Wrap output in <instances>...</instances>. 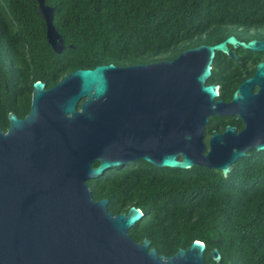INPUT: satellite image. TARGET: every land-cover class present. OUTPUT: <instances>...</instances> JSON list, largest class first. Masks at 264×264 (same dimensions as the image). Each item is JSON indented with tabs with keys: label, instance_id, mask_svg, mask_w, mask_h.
<instances>
[{
	"label": "water",
	"instance_id": "95a60500",
	"mask_svg": "<svg viewBox=\"0 0 264 264\" xmlns=\"http://www.w3.org/2000/svg\"><path fill=\"white\" fill-rule=\"evenodd\" d=\"M36 3L47 43L61 54L54 9ZM228 46L264 51V41L229 36L171 60L77 69L49 90L33 83L25 118L8 113V129L0 127V264H204L206 246L197 240L169 257L147 239L135 242L128 231L143 213L134 206L109 213L108 200L95 201L88 182L140 160L227 177L238 159L264 151V61L230 103L214 102L217 86L206 85L216 52L240 63ZM236 114L241 132L227 126L205 144L208 117ZM211 257L220 264L217 249Z\"/></svg>",
	"mask_w": 264,
	"mask_h": 264
},
{
	"label": "trees",
	"instance_id": "16d2710c",
	"mask_svg": "<svg viewBox=\"0 0 264 264\" xmlns=\"http://www.w3.org/2000/svg\"><path fill=\"white\" fill-rule=\"evenodd\" d=\"M5 3L24 43L0 47V75L29 72V89L41 74L52 85L77 69L152 64L229 36L252 40L264 31V0H45L65 45L55 54L36 0ZM3 50L12 68L2 60ZM225 62L239 67L218 54L215 74ZM88 186L95 201L108 200L113 215L140 209L143 218L128 233L138 243L147 239L159 256H172L197 240L206 246L204 264H215L213 249L220 264H264V151L238 159L227 177L205 167L172 170L138 161L110 169Z\"/></svg>",
	"mask_w": 264,
	"mask_h": 264
},
{
	"label": "flooded vegetation",
	"instance_id": "af4514ba",
	"mask_svg": "<svg viewBox=\"0 0 264 264\" xmlns=\"http://www.w3.org/2000/svg\"><path fill=\"white\" fill-rule=\"evenodd\" d=\"M6 1L9 0H0V6L2 7L0 8V47L5 49L14 48L16 45H21L24 43V38L20 34L19 30H17L19 26H17L18 24L15 18V14L10 9L5 7ZM43 24H44L43 31L46 38V25L44 20H43ZM234 37L241 42L250 41V40L247 41L242 40L237 36ZM252 40L264 41V31H262L257 38H254ZM228 47L233 53H235L239 57L240 63H236L239 65V67L229 66V64L225 62L221 64L219 67L220 73L215 74V66L213 65L214 61H216L218 54H222L218 52L215 53L214 60L210 70L211 75L206 82V85L217 86L216 89L217 97L214 99V102L222 101L224 103H230L232 100L233 92L237 89V87L244 80L252 77L254 75L256 65L264 61V51H250L240 47L237 49H233L230 46ZM1 57L4 63L11 64V68L13 67L12 58L8 56V51L3 50ZM226 57L229 60H231V58H229L228 56ZM255 60H257V62L255 65H253V62ZM23 63L24 60L18 62V66L22 67L21 65ZM253 66H254L253 72L248 75L249 71L252 70ZM11 72L2 73L0 75V125L5 128V131L8 129L10 125L7 117L8 113L14 114L19 120L24 119L25 116L28 114L32 100L33 83L41 82L44 85L43 89L49 90L52 87H54L60 80H62V78L65 77V76L62 77L61 79L58 80V82L49 85L48 83L50 81V78H48L46 74L44 75L41 74L38 80H35L33 81V83H31V89H29L30 79L32 78V76L28 74L29 72L21 71L20 73L17 74ZM234 88L235 90L232 92L230 96L229 93ZM256 91L257 88L254 87L252 89V92L255 93ZM27 106H29L28 112L24 116H19L18 114L22 110H24ZM227 126L233 127L235 129V133L238 134L244 129L245 123L243 122L242 118L239 117V114L233 116L212 115L208 117V123L204 128V135H203V140L205 144L208 143L210 137L213 134L223 133Z\"/></svg>",
	"mask_w": 264,
	"mask_h": 264
},
{
	"label": "clouds",
	"instance_id": "9594fccd",
	"mask_svg": "<svg viewBox=\"0 0 264 264\" xmlns=\"http://www.w3.org/2000/svg\"><path fill=\"white\" fill-rule=\"evenodd\" d=\"M140 210V209H139ZM140 212L142 213V211L140 210Z\"/></svg>",
	"mask_w": 264,
	"mask_h": 264
}]
</instances>
